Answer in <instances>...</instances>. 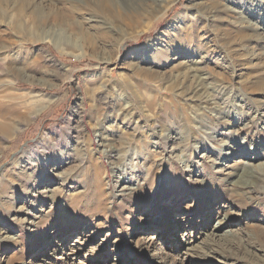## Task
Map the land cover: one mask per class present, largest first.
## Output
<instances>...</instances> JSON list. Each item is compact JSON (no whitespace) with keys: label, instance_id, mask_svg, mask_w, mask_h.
I'll use <instances>...</instances> for the list:
<instances>
[{"label":"rangeland","instance_id":"obj_1","mask_svg":"<svg viewBox=\"0 0 264 264\" xmlns=\"http://www.w3.org/2000/svg\"><path fill=\"white\" fill-rule=\"evenodd\" d=\"M214 1L0 0V264H264V0Z\"/></svg>","mask_w":264,"mask_h":264},{"label":"bare ground","instance_id":"obj_2","mask_svg":"<svg viewBox=\"0 0 264 264\" xmlns=\"http://www.w3.org/2000/svg\"><path fill=\"white\" fill-rule=\"evenodd\" d=\"M91 2H94L96 5H100V3H109L110 7H113L115 3V7L119 8V10H121L119 13L121 14L119 17V19L121 21H128L130 22V16H128L129 14L132 16H135L137 18H142V17H146L147 22L151 21L152 19H156V17H158L162 11L165 9V7L163 6L162 3H164L163 1L166 0H90ZM168 1V0H167ZM229 1V0H227ZM232 1V0H231ZM249 1V0H248ZM233 2V1H232ZM236 3V2H235ZM162 5V6H161ZM251 6V5H250ZM123 9H120L122 8ZM239 7V6H238ZM255 8V7H254ZM194 15L196 20H198L199 18H204V20L206 22L212 23L215 21H218V17L217 15H220L221 13H237L240 14L238 10L236 9H232L229 5L223 4V2H219V0H216L213 2V5L210 6H204L203 8H199L196 4H191L188 8ZM256 11V10H255ZM260 11V10H259ZM165 13V12H164ZM163 14V13H162ZM251 14V13H250ZM222 15V14H221ZM235 17V16H234ZM253 17V16H252ZM221 18V17H220ZM98 19V17H97ZM100 20V19H99ZM141 20V19H139ZM61 23L63 24L64 21H61V19H59L57 21V23ZM138 22V20H137ZM146 22V21H145ZM147 22L145 24H147ZM193 22V21H192ZM144 23V22H143ZM150 23V22H149ZM96 24V21L95 23ZM97 24H99L98 27H102V30H104V32H110V33H115L116 31L119 30V28L116 29V27L112 26L111 24H107L105 22H101L99 21ZM132 24V22H131ZM130 24V25H131ZM140 24V22H139ZM195 24V22L193 23ZM235 26H237V28L243 29L244 31H246V29L248 31H250L251 36L248 37V35L246 36L247 39L253 43H260L261 40L264 42V37L261 35L262 33L259 32L261 30V28H251L250 25L248 24V22L246 21V17L244 15L238 16L236 15V21H235ZM92 25V24H90ZM150 25V24H149ZM208 25V26H209ZM214 26V25H213ZM256 26V25H255ZM19 27V26H18ZM17 27V28H18ZM93 27V26H92ZM147 27V26H145ZM149 28V27H148ZM144 29V26H143ZM21 29H18V32ZM122 31V30H121ZM145 31V30H144ZM59 33V32H58ZM77 37V36H76ZM65 38H68L67 40V44H71L73 45L76 49H79L80 46L78 45V39L81 43L86 42L84 39L82 38H78L77 41H74L71 39V37L68 35H65L64 37L60 38L58 35L56 36V46L59 47V42L61 43L63 40H65ZM73 38V37H72ZM66 42V41H65ZM72 47V46H71ZM156 49L154 48L155 51ZM80 52V51H79ZM158 52V51H157ZM163 52V50H162ZM167 52V51H166ZM83 53V52H82ZM80 53V54H82ZM155 54V53H154ZM148 56V55H147ZM6 58V57H5ZM7 66L5 69L0 70V108L4 107L5 104H19L22 103V97H18L15 95L14 93V84L10 83V79H9V74L8 72H11L14 70V72L17 74L16 76H21L22 74H24V71L22 69H15V67H13L12 63H5V59L4 58H0V66ZM13 67V70H12ZM149 72V71H148ZM233 72V71H232ZM140 73V72H139ZM147 73V72H146ZM152 73V72H151ZM148 74V73H147ZM146 75V74H145ZM143 78V77H142ZM208 79V78H207ZM196 82V81H194ZM194 84V83H193ZM198 84V83H197ZM200 84V83H199ZM205 85V84H204ZM210 85V84H209ZM195 86V85H194ZM197 86V85H196ZM216 86V85H215ZM192 87V86H191ZM196 88V87H194ZM193 88V89H194ZM200 88V87H199ZM202 89V88H201ZM206 90V89H205ZM197 91V90H196ZM185 92V91H184ZM200 95V94H199ZM28 97H25V99ZM213 98V97H212ZM211 98V99H212ZM29 99V98H28ZM27 100V99H26ZM152 104V103H151ZM21 105V104H20ZM151 107V106H149ZM7 109H0V131H3L5 134H9L12 132H15L17 130H19L17 128V126L15 125V122L13 121L12 115L11 114H7L4 112ZM225 115L228 114V110L223 112ZM13 117H17L15 115H13ZM20 119L23 120V122L25 123V125H29L30 124V115L27 118L26 116L24 117H19ZM19 124V122H16ZM156 125V123H155ZM20 127L22 125H19ZM154 129V128H153ZM2 137V136H0ZM213 137V136H212ZM181 142V141H180ZM183 144V143H182ZM228 146V145H227ZM154 152V151H153ZM182 152V151H181ZM185 152V151H184ZM184 154V153H183ZM182 154V155H183ZM181 156V154L179 155ZM239 165V164H238ZM257 176L258 178H264V165L263 166H259V168L257 169ZM255 172V173H256ZM254 175V174H253ZM126 181V178L124 179ZM128 182H131L130 179L127 180ZM257 181V180H256ZM129 184V183H127ZM252 188V187H251ZM258 191V190H255Z\"/></svg>","mask_w":264,"mask_h":264}]
</instances>
